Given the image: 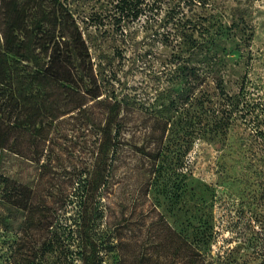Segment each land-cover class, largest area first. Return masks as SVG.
Here are the masks:
<instances>
[{
  "label": "trees",
  "instance_id": "1",
  "mask_svg": "<svg viewBox=\"0 0 264 264\" xmlns=\"http://www.w3.org/2000/svg\"><path fill=\"white\" fill-rule=\"evenodd\" d=\"M208 4L209 0H184L189 9ZM202 19L207 24L190 17L183 22L180 43L158 72L168 83L158 92L162 103L154 99L145 109L133 110L127 95L114 94L106 63L91 52L93 44L83 36L66 0H0V163L5 154H12L44 172L55 160L51 155L57 141L70 132L83 130L93 139L88 171L93 174L72 193L76 204L71 226L58 219L70 204L68 195L59 200L40 198L27 184L0 175L5 264H156L145 254L127 252L115 229L104 222L106 173L116 167L123 143L136 136L143 141L136 151L156 163L161 149L148 147L168 135L172 113L185 105L202 108L205 100L199 96L210 90L228 106L224 111L234 116L232 126L241 128L240 144L261 162L253 172L264 171V88L250 85L245 74L236 94H230L225 87L226 60L219 54L224 52L223 42L238 37L232 30L246 24L239 19L223 25L213 19L219 26L213 28L212 22ZM195 113H189L190 127L200 120ZM226 125L220 118L218 127ZM253 198L256 206L264 205V192ZM261 218L254 221L264 229V215ZM165 229L170 235L165 241L166 264L224 263L201 249L203 235ZM258 264H264V239Z\"/></svg>",
  "mask_w": 264,
  "mask_h": 264
},
{
  "label": "rangeland",
  "instance_id": "2",
  "mask_svg": "<svg viewBox=\"0 0 264 264\" xmlns=\"http://www.w3.org/2000/svg\"><path fill=\"white\" fill-rule=\"evenodd\" d=\"M66 2L83 36L92 42L91 52L100 54L106 63L114 94L127 95L133 110L145 109L154 99L162 103L158 92L168 83L158 72L169 62L173 46L175 52L179 45L188 17L199 25L207 24L202 18L223 25L243 20L245 27L240 24L232 30L238 37L228 38L223 42L224 52L219 51L227 64L225 87L236 94L246 74L250 85L264 88V0H209L205 7L190 9L184 0ZM213 24V28L218 26ZM214 94L210 90L199 96L205 100L202 108L185 105L172 113L168 135L148 147L161 149L156 163L136 151L143 144L136 136L123 143L116 167L106 173L104 222L115 229L127 252L166 264L165 241L170 235L165 226H169L203 235L201 249L213 258L220 256L223 264L259 263L264 229L254 220H262L264 205L256 206L253 196L264 192V171L253 172V166L261 162L253 160L240 144L241 128L232 126L234 116L224 111L228 106L221 105ZM193 110L200 120L190 127ZM220 118L227 123L224 128L218 127ZM86 134L77 130L57 141L51 155L55 160L44 172L31 161L5 154L0 175L27 184L40 198L59 200L68 195L70 204L58 219L71 226V208L76 204L72 193L93 174L88 172L93 139ZM5 248L7 243L0 237V264H5Z\"/></svg>",
  "mask_w": 264,
  "mask_h": 264
}]
</instances>
